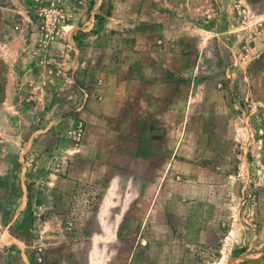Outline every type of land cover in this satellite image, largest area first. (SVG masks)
Wrapping results in <instances>:
<instances>
[{
    "label": "rangeland",
    "instance_id": "obj_1",
    "mask_svg": "<svg viewBox=\"0 0 264 264\" xmlns=\"http://www.w3.org/2000/svg\"><path fill=\"white\" fill-rule=\"evenodd\" d=\"M41 1L54 9L10 16L17 111L0 124L26 173L59 157L63 187L77 179L64 210L31 212L69 237L66 263L128 264L152 187L217 170L215 226L184 236L200 239L191 264H264V0Z\"/></svg>",
    "mask_w": 264,
    "mask_h": 264
},
{
    "label": "crops",
    "instance_id": "obj_2",
    "mask_svg": "<svg viewBox=\"0 0 264 264\" xmlns=\"http://www.w3.org/2000/svg\"><path fill=\"white\" fill-rule=\"evenodd\" d=\"M28 5V0H0V36L6 40V43L0 46V58L5 67L0 74L3 79L1 115L10 116L17 111L15 107L10 108L8 36L13 27L10 24V16L15 14L21 15L23 19L27 18ZM30 30L34 31L32 35L39 34L33 26ZM9 131L10 122L0 124V143L5 148V151L0 153V264H36L33 259V246L38 243L45 246L44 264L46 261L50 264L51 260H55L54 264H67L64 249L67 244H71L69 237L62 234L60 227L58 234L54 236L49 232L45 234L48 226L46 221L39 223L35 218L32 221L31 212L64 210L68 202L63 204L60 200L62 197L73 195L72 188H76L77 179L71 180L70 188L63 187L59 157L49 161L36 159L40 163L39 167L31 166L28 171L32 169L35 172L26 173V165L32 163V160L26 161L21 156L10 157ZM140 145L144 146L143 141ZM117 158L118 164H121L122 155ZM48 163L51 164L52 170L44 176L42 167ZM171 174L172 172L168 171L165 177L161 178L162 180L167 178V187H162L161 183L156 189L152 187L145 217L138 230H133L134 234L126 236L132 237L129 240L134 243L128 264H191L190 244L197 241L199 243L200 239L184 236L199 235L201 228L205 230L215 226L214 212L218 186L216 180L222 173L217 170L209 171V174L175 172L170 178ZM33 175H36L35 179L32 178ZM114 182L118 184V181ZM148 224L150 231H147ZM176 228L179 232L177 237L174 234ZM55 229L57 230V227ZM37 233H40V238L37 237Z\"/></svg>",
    "mask_w": 264,
    "mask_h": 264
},
{
    "label": "built area",
    "instance_id": "obj_3",
    "mask_svg": "<svg viewBox=\"0 0 264 264\" xmlns=\"http://www.w3.org/2000/svg\"><path fill=\"white\" fill-rule=\"evenodd\" d=\"M36 4H39V15H45L46 13L50 12L54 9L55 3L52 2L50 5H43L41 0H35ZM54 14V13H53ZM52 14V15H53ZM17 28V26H15ZM71 224V222H68ZM68 228V227H67ZM34 257L37 264H44L45 263V246L41 243L35 244L34 246Z\"/></svg>",
    "mask_w": 264,
    "mask_h": 264
},
{
    "label": "bare ground",
    "instance_id": "obj_4",
    "mask_svg": "<svg viewBox=\"0 0 264 264\" xmlns=\"http://www.w3.org/2000/svg\"><path fill=\"white\" fill-rule=\"evenodd\" d=\"M112 187L114 186V183L111 185ZM112 189V188H111ZM109 195H111V192H109ZM109 197V196H108ZM109 204V203H108Z\"/></svg>",
    "mask_w": 264,
    "mask_h": 264
}]
</instances>
